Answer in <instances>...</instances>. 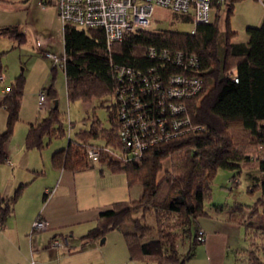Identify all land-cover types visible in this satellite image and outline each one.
<instances>
[{"label": "trees", "instance_id": "16d2710c", "mask_svg": "<svg viewBox=\"0 0 264 264\" xmlns=\"http://www.w3.org/2000/svg\"><path fill=\"white\" fill-rule=\"evenodd\" d=\"M238 1L212 0L210 21L194 25L189 33L137 29L111 45L100 28L63 25V53L59 57L63 61L66 99L95 102L92 115L86 118L90 123L88 128L73 131L75 124L66 121L52 104L43 118L28 125L24 148L40 151L51 139L67 136V146L52 154L54 169L77 173L101 164L110 173L123 174L127 187L138 184L141 188L137 199L113 202L101 211L82 240L99 241L116 230L123 236L131 261L186 264L200 244L197 219L222 217L242 228L245 246L238 252L245 253L247 261L240 263L235 258L234 264H264V155L250 161L251 156L264 154V18L259 26L245 29L248 37L245 42H234L237 33L231 30L230 17ZM222 9H226L225 42L220 59L217 39ZM172 15L177 21L193 23L183 13ZM0 35L12 42V49L25 42L24 34L16 26L1 28ZM4 54L0 52V75L5 71ZM169 75L201 82L198 93L183 99L184 112L180 118L189 121L187 128L178 136L166 138L158 134L152 142L161 141L148 146L139 156L127 154L119 137L123 128L118 113L120 92L130 88L132 80L141 83L145 79L142 90L146 86L153 89L156 83L166 82ZM24 86L21 73L6 87L0 101V111L5 116L0 131V163L9 161L4 146L19 119ZM44 90L47 100L48 96L56 97L53 85ZM130 97L135 105L156 106L153 99H144L140 92ZM125 99L130 101L129 96ZM158 99L157 103H161L162 97ZM39 106L41 110L43 107ZM98 107L108 111V128L95 116ZM90 149L99 154L95 165L89 160ZM167 158L171 161L170 170L160 176L161 163ZM242 160H247L245 167H256L262 174L247 188L248 194H259L256 204L252 208L213 205L212 212L205 209L217 170L239 173L244 169L240 168ZM231 181L235 183L236 179ZM25 186L20 184L11 194L0 196V229L13 214ZM165 223L170 226L163 227ZM178 234L189 240L183 253L178 250ZM68 235H72L70 228L64 227L52 239L67 241ZM184 239H180L181 245Z\"/></svg>", "mask_w": 264, "mask_h": 264}, {"label": "rangeland", "instance_id": "374dc122", "mask_svg": "<svg viewBox=\"0 0 264 264\" xmlns=\"http://www.w3.org/2000/svg\"><path fill=\"white\" fill-rule=\"evenodd\" d=\"M36 1L37 0H26V5L28 6L30 13H38V11L35 9ZM261 1L264 3V0ZM261 1L240 0L234 4L233 13L230 17L231 30L237 33V35L233 38L234 42H245L248 38L245 33V28L249 26L257 27L262 23L264 18V4L261 3ZM13 6H17V4H14ZM223 12H226V9H222L221 11V19L218 24L219 35L217 39V48L220 59L223 57L225 42ZM36 17L37 14L31 17L28 16V21L30 23L28 29L32 30V19H36ZM193 28V23L177 21L174 19V16L170 10L159 6L154 8L151 24L149 26L150 31L172 30L182 33H189ZM26 33L28 34L27 39L29 42L27 41L25 44L19 47L12 49V42L8 39L0 44V52H5L2 57V64L5 68V71L3 72L4 80L3 82H0V84L9 86L13 79H15V77L21 73L25 78V86L21 98V112L19 114V119L14 126L13 134L17 132V130L22 129L25 131L26 135L28 125L38 119L43 118L46 115V108H49L52 105L51 100L55 99L57 100V107L59 112L62 114V117L66 119V121L75 124L73 131H76L80 128H88L90 122L86 118L92 115L91 107L95 102H68L66 99L65 78L62 66L60 64H56L54 71H52V61L46 57L45 54L42 55L41 52L35 48L33 43L34 41L32 39L34 38L33 35H35L34 31H31V33L26 31ZM61 39L58 42V45L54 46L52 50L53 52L57 53V56H60L63 50ZM49 50L51 51V49ZM51 85H53L55 89L56 97L52 98L47 95L50 99L44 100L42 102L43 108L39 110L40 106L37 102V96L40 91L46 92L44 89H47ZM95 116L99 119L104 128L109 127L108 111L106 108H96ZM82 121H84V124ZM3 127L0 131H2ZM24 139L25 137L20 133L21 142L24 143ZM11 140L15 142L14 138H11ZM67 142L68 139L66 136L62 138L51 139L50 143L40 151L26 150L23 147L22 154H17L18 152H16L14 154L12 153L11 158L8 157V159H10V163H7V161L5 163H0V196L7 195L9 193L11 194L20 184L26 185L14 206L13 214L5 223V226H7L10 231L14 233V236L11 239L14 253L13 257L12 255L10 256V259H13L11 262H9V264H30L31 249L29 240L32 237L30 236L31 226L29 227V231L25 233L24 226L26 225L28 218L37 215L36 211L44 200L43 190L40 191V186L50 179L49 171L53 168L51 160L52 154L65 148L67 146ZM14 146H17V142L14 143ZM262 155L264 154L259 153L256 156H251L250 161H253V159L257 160V158H261ZM246 161L247 160H242L240 162V168L242 166L244 169H241V172L239 173L237 170H217V173L210 185V198L204 203L205 209L212 212L213 205L231 207L238 204L244 206L245 208H252L256 204L259 194H248L247 188L256 182L262 174H260L256 167H245L244 164ZM161 164L162 171L159 173L160 176H162L164 172L170 170V158L165 159ZM98 165L101 166V164ZM101 167H103L105 171H108L104 165ZM56 171L58 170L56 169ZM41 172L42 174H40ZM36 173L39 174L35 175ZM232 179H236V182L232 183ZM131 189V198H127L126 201L130 199H137L140 195H138V191L141 192V188L138 184H135L133 187H131ZM36 218H38V216L35 217V219ZM163 218L167 219V215H164ZM168 226H170V223L163 224V227L165 228ZM44 232L46 235H49L48 229ZM178 233L181 235L180 231H178ZM36 234L39 233H34L33 235ZM104 239V244L96 249V251L91 253L98 262L100 261L101 264L107 263L105 262V257H107L109 264L117 263V260L114 258L116 257L119 246L125 248L127 260H130L128 249L124 242L123 236L119 231L114 230L108 232ZM180 239L184 238L181 236L178 237V250L180 253H183L189 246V240L185 238L183 240L184 244L181 245L179 242ZM240 239V244L238 245L239 248L233 246V250L230 251L229 255H231L233 261L235 258H237L240 263H245L247 261L246 254L238 252L245 246V242L242 241V233ZM48 241L49 240L46 242L48 243ZM203 243H205V241ZM67 247L68 248L63 250L70 252L71 247L69 245ZM104 253L105 255H103ZM40 257L43 259L42 261H46V264L60 263H58L60 258H58V256L56 257V254L54 258L50 257L48 253H46L45 256L41 255ZM42 261L38 262V264L42 263ZM61 262V264H63V258ZM187 263L188 261L186 264Z\"/></svg>", "mask_w": 264, "mask_h": 264}, {"label": "crops", "instance_id": "0c3cea01", "mask_svg": "<svg viewBox=\"0 0 264 264\" xmlns=\"http://www.w3.org/2000/svg\"><path fill=\"white\" fill-rule=\"evenodd\" d=\"M46 1H36L35 9L38 13H36V19H32L33 28L30 30L28 29L30 24L28 16L31 17L36 14L29 12L26 0H0V29L16 26L17 30L25 36L23 44L28 41L26 31L29 33L34 31L33 43L42 55L46 52L57 54L52 50L54 46L58 45L61 37L63 45V25L57 15L54 5L55 0H48L49 3H46ZM261 3L263 2L261 1ZM14 4H17V6H13ZM6 39L0 35V44ZM51 70L54 71L53 67ZM7 86L0 84V101L3 99ZM4 119V113L0 111V130L3 127ZM20 133L24 137L26 136L25 131L22 129L17 130L11 136L17 142V146H14L15 142L11 138L5 144L4 151L7 158H11L12 153H23L24 143L20 140ZM49 173L50 179L40 186V191L43 190L44 200L36 211L37 215H34L47 220L49 235H46L45 232L32 235L29 240L30 257L35 261V264L42 261L43 259L40 256H45L46 253L52 258L56 254V257L60 258L59 264L62 263V258L63 264H101L91 253L104 244V237L95 242L82 240L81 237L94 225L101 211L107 209L113 202L126 201L127 198H131L132 189L127 187L125 176L121 173L105 171L99 165L77 173L64 170L56 171L52 168ZM53 189L52 193H45L46 190ZM140 193L138 191V195ZM34 216L28 218L24 226V233L29 231V227L35 219ZM196 225L204 233L205 243L198 244L194 256L188 260L187 264H234L235 260H232L229 253L233 250V246L238 247L240 244L242 228L237 224L225 221L222 217H201L197 219ZM64 227L70 228L72 233V235L66 237L72 251L48 249L46 241L50 240L59 229ZM13 236L14 233L7 226L4 225L1 228L0 264H9L13 259H10V256L13 257L14 253L11 241ZM114 259L117 260V263L113 264H145L127 260L125 248L120 246ZM105 262L108 263L107 257H105ZM40 264H46V261H42Z\"/></svg>", "mask_w": 264, "mask_h": 264}, {"label": "built area", "instance_id": "2783aa9c", "mask_svg": "<svg viewBox=\"0 0 264 264\" xmlns=\"http://www.w3.org/2000/svg\"><path fill=\"white\" fill-rule=\"evenodd\" d=\"M224 0H218L223 3ZM212 0H55L54 5L57 15L64 24H71L78 29H102L105 33L106 42L111 45L121 41L125 34L137 29H147L150 18L156 6L166 8L171 12L188 15L196 24H206L210 21L212 13ZM53 66L60 64L63 67L62 58L46 53ZM176 63H180L177 61ZM133 79V78H132ZM4 80V75H0V82ZM236 80V79H235ZM122 83V82H120ZM130 88H123L120 92L118 103V113L121 116L123 128L119 137L124 146V151L133 156H139L148 146L157 142L158 134L165 135L166 138L178 136L184 131L189 121L180 118L184 112V100L198 93L201 90V82L196 78H187L178 75H169L164 83H156L153 89L146 86L142 90V84L146 85V80L141 83L129 81ZM130 92V93H129ZM140 92L144 99L151 98L155 102V107L134 104L131 97ZM129 96L130 101H125ZM162 97L161 103L158 98ZM46 93L40 91L38 103L46 100ZM184 99V100H183ZM156 111V112H155ZM154 112L156 114H154ZM153 114V115H152ZM159 125V127H157ZM90 163L95 165L98 159V152L90 149L88 151ZM7 163H10L7 161ZM53 190H46L50 194ZM48 229L47 220L38 217L31 224L30 236L34 233H41ZM205 235L200 230L197 235V242L202 244ZM66 240L51 239L47 243L48 249L63 250L68 248ZM30 264H35L31 258Z\"/></svg>", "mask_w": 264, "mask_h": 264}, {"label": "water", "instance_id": "95a60500", "mask_svg": "<svg viewBox=\"0 0 264 264\" xmlns=\"http://www.w3.org/2000/svg\"><path fill=\"white\" fill-rule=\"evenodd\" d=\"M52 104H53L52 107L55 109L57 107V105H58L57 100H53Z\"/></svg>", "mask_w": 264, "mask_h": 264}, {"label": "bare ground", "instance_id": "6f19581e", "mask_svg": "<svg viewBox=\"0 0 264 264\" xmlns=\"http://www.w3.org/2000/svg\"><path fill=\"white\" fill-rule=\"evenodd\" d=\"M151 19H152V17L150 18L149 25H148V27H147V28H149V26H150V24H151Z\"/></svg>", "mask_w": 264, "mask_h": 264}, {"label": "clouds", "instance_id": "9594fccd", "mask_svg": "<svg viewBox=\"0 0 264 264\" xmlns=\"http://www.w3.org/2000/svg\"><path fill=\"white\" fill-rule=\"evenodd\" d=\"M46 195V194H45Z\"/></svg>", "mask_w": 264, "mask_h": 264}]
</instances>
